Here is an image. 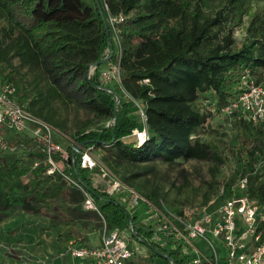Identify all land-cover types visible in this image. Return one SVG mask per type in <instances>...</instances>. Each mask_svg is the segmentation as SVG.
<instances>
[{
    "label": "trees",
    "instance_id": "trees-1",
    "mask_svg": "<svg viewBox=\"0 0 264 264\" xmlns=\"http://www.w3.org/2000/svg\"><path fill=\"white\" fill-rule=\"evenodd\" d=\"M252 4L253 0H0V78L14 82L18 101L61 131L64 125L51 108L55 101L88 114L70 134V157L56 156L59 170L52 173L47 172L45 153L29 135L7 132L19 146L0 151V221L21 209L39 216L46 213L66 224L79 220L83 228L88 216H94V228L100 231L97 244L104 231L134 227L136 235L141 233L127 205L95 185L99 165L81 164L82 153L93 146L107 152L103 160L113 171L135 169L129 176L121 175L134 187L138 176L156 174L159 162L177 168L182 161H210L211 179L202 200L206 203L220 185L217 175L227 157L217 141L201 135L213 111L196 102L203 96L218 112L231 105L242 90L246 70L264 83V12L251 15L240 46L234 35ZM120 13L127 16L120 23L122 83L143 103L147 117L149 136L141 143L137 137L127 139L143 127L132 115L134 101L118 84H106L99 77L106 61L89 75L91 65L106 58L111 44L109 14ZM231 113L235 124L248 131L250 146L245 148V161L238 158L224 180L225 193L231 194L240 174L250 171L249 194L264 201V167L255 166L264 156V120L253 123L237 110ZM36 158L40 163L34 166ZM141 190L152 199L165 198L155 190ZM88 195L97 209L85 206ZM73 237L68 234L62 240L65 254L57 260L60 264L69 260L71 243L96 245ZM146 244L151 260L161 256L160 251L167 253L155 243ZM162 257L169 264V258Z\"/></svg>",
    "mask_w": 264,
    "mask_h": 264
},
{
    "label": "built area",
    "instance_id": "built-area-1",
    "mask_svg": "<svg viewBox=\"0 0 264 264\" xmlns=\"http://www.w3.org/2000/svg\"><path fill=\"white\" fill-rule=\"evenodd\" d=\"M104 5L108 9L106 2ZM126 17L124 13L108 16L111 44L106 50V63L100 68L99 77L106 84H118L134 102H138L122 83L120 23ZM96 67H90L89 75L95 72ZM144 81L148 82L149 78H144ZM16 93L14 82L0 78V151H14L19 146L9 139L8 131L25 133L45 153L49 162L47 172L59 170L56 156L70 157L67 146L56 137L57 131H61L21 104ZM224 109L230 112L237 110L253 123L263 121L264 83L256 81L246 70L242 77V90ZM141 114L143 127L134 129L139 143L149 136L143 107ZM39 163L36 158L34 166ZM81 164L88 167L96 165L88 150L82 153ZM255 166L264 167L263 155ZM105 172L110 178L108 192L121 201L126 200L123 202L128 203L127 207L136 215L137 226L142 232L136 235L134 227L125 231L113 229L102 233L99 244L73 246L71 243L68 248L70 258L61 264H158L150 259L146 242L165 249V254L176 252V256H170L169 264H264V201L249 194L250 171L240 174L231 194L225 193L222 184L206 203L184 205L180 209L169 205L164 198H150L110 169ZM85 206L97 209L90 195ZM64 254L62 252L61 255Z\"/></svg>",
    "mask_w": 264,
    "mask_h": 264
},
{
    "label": "rangeland",
    "instance_id": "rangeland-1",
    "mask_svg": "<svg viewBox=\"0 0 264 264\" xmlns=\"http://www.w3.org/2000/svg\"><path fill=\"white\" fill-rule=\"evenodd\" d=\"M86 1L92 2L93 0ZM254 11L264 12V0H253L244 23L236 26L234 35L238 46L243 41L246 25ZM207 103V98L203 96L196 102L199 108L210 107L213 111V115L204 124L201 135L206 139L217 141L223 154L227 157L217 175L220 185L214 188L210 196L212 197L218 192L227 176L235 169L237 159L240 158L245 161L247 157L245 148L250 146V139L245 126L239 122L236 125L234 116L228 109L218 112L214 106H209ZM133 104L132 115L143 124L141 114L143 103L140 101ZM51 108L55 109V118L64 125L63 130H60L61 132L57 131L56 137L67 146L71 142L70 134L87 118L88 114L75 108L73 104L65 105L60 99L55 101ZM136 137L137 135L133 133L127 139L132 140ZM85 150L91 153L99 165L94 174L95 185L108 191L110 178L105 170L110 168L103 160V156L108 155L107 152L95 146ZM210 164L211 162L208 160L192 159L182 161V164L177 168H170L166 163L159 162L157 173L138 176L136 180L139 185L135 187L140 191L143 189L146 192L153 190L159 192L161 197L164 196L169 205L176 209H180L184 205H200L203 203L207 183L211 179ZM181 168L186 172L181 173ZM110 170L121 178V175H131L135 169H119L117 172ZM123 201L126 202L125 199ZM126 204L128 205V203ZM136 212H139V209H136ZM63 221L46 213L39 216L21 209H15L8 213L0 221V264H60L57 260H61V257L64 256L61 254L65 249L62 240L66 239L68 234L73 235V239L80 238L91 244L99 242L100 231L94 228L98 223L94 216H88L85 220L87 222L83 223V225L86 224L83 228L79 220L70 221L69 224ZM156 261L158 264H168L162 256L157 257Z\"/></svg>",
    "mask_w": 264,
    "mask_h": 264
},
{
    "label": "water",
    "instance_id": "water-1",
    "mask_svg": "<svg viewBox=\"0 0 264 264\" xmlns=\"http://www.w3.org/2000/svg\"><path fill=\"white\" fill-rule=\"evenodd\" d=\"M100 6V5H99ZM102 11V10H101ZM106 59H107V57L106 58H104V59H102V60H100V61H97V62H95V63H93L91 66H98L99 64H101V63H103V62H105L106 61ZM85 142H82L79 146H78V149H80L81 148V146L84 144ZM160 255L161 256H165V257H168L169 259H170V256H168V254H165L164 252H162V251H160Z\"/></svg>",
    "mask_w": 264,
    "mask_h": 264
},
{
    "label": "crops",
    "instance_id": "crops-1",
    "mask_svg": "<svg viewBox=\"0 0 264 264\" xmlns=\"http://www.w3.org/2000/svg\"><path fill=\"white\" fill-rule=\"evenodd\" d=\"M94 174H95V172H94ZM94 180H95V175H94ZM139 190V189H138ZM120 200V199H119ZM123 202V201H122ZM124 203V202H123Z\"/></svg>",
    "mask_w": 264,
    "mask_h": 264
}]
</instances>
